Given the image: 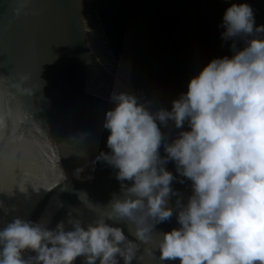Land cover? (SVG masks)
Listing matches in <instances>:
<instances>
[{"label": "water", "instance_id": "95a60500", "mask_svg": "<svg viewBox=\"0 0 264 264\" xmlns=\"http://www.w3.org/2000/svg\"><path fill=\"white\" fill-rule=\"evenodd\" d=\"M234 2L241 0H29L28 14L17 16L16 0H0V228L17 216L48 228L75 217L84 226L113 195L122 197L115 170L92 159L108 151L102 121L113 107L109 92H132L150 111L170 108L203 64L232 54L220 24ZM245 2L264 24V0ZM244 42L234 40L237 48ZM18 73L27 75L30 94L12 86ZM157 123L166 141L180 131L171 121ZM165 167L177 177L173 215L155 224L151 242L137 241L132 264H178L159 260L155 240L178 227L176 201L191 189L173 162ZM106 222L135 240L127 222Z\"/></svg>", "mask_w": 264, "mask_h": 264}, {"label": "clouds", "instance_id": "9594fccd", "mask_svg": "<svg viewBox=\"0 0 264 264\" xmlns=\"http://www.w3.org/2000/svg\"><path fill=\"white\" fill-rule=\"evenodd\" d=\"M28 4L16 0L15 14L27 15ZM220 27L221 39L233 41L232 54L203 64L170 108L150 111L132 92H109L113 107L102 121L108 151L92 159L115 170L123 196L113 195L84 226L75 217L55 228L14 217L0 228V264H73L77 257L85 264H132L137 241L151 242L155 224L173 215L168 204L178 195L177 177L165 167L169 161L191 191L176 201L178 227L156 235L159 260L264 264V35H255L264 34V24L255 23L252 7L241 0L225 8ZM237 37L243 47H236ZM27 79L17 74L12 86L19 94H30ZM169 121L180 129L170 142L157 123ZM109 220L131 225L135 240ZM26 252L34 255L25 258Z\"/></svg>", "mask_w": 264, "mask_h": 264}]
</instances>
